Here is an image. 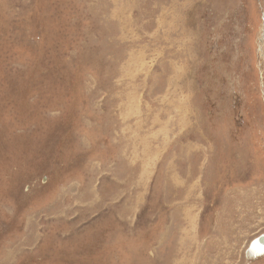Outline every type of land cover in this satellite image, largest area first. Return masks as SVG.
I'll list each match as a JSON object with an SVG mask.
<instances>
[{
    "label": "rangeland",
    "instance_id": "374dc122",
    "mask_svg": "<svg viewBox=\"0 0 264 264\" xmlns=\"http://www.w3.org/2000/svg\"><path fill=\"white\" fill-rule=\"evenodd\" d=\"M264 0H0V264H264Z\"/></svg>",
    "mask_w": 264,
    "mask_h": 264
},
{
    "label": "bare ground",
    "instance_id": "6f19581e",
    "mask_svg": "<svg viewBox=\"0 0 264 264\" xmlns=\"http://www.w3.org/2000/svg\"><path fill=\"white\" fill-rule=\"evenodd\" d=\"M249 247H250V251H254V252H258L260 250V253H263L264 252V236H259V238L253 240L250 244H249ZM252 252V253H254Z\"/></svg>",
    "mask_w": 264,
    "mask_h": 264
},
{
    "label": "water",
    "instance_id": "95a60500",
    "mask_svg": "<svg viewBox=\"0 0 264 264\" xmlns=\"http://www.w3.org/2000/svg\"><path fill=\"white\" fill-rule=\"evenodd\" d=\"M261 249H262V248H261ZM261 249H260V250H261ZM260 250H259V252H260Z\"/></svg>",
    "mask_w": 264,
    "mask_h": 264
},
{
    "label": "built area",
    "instance_id": "2783aa9c",
    "mask_svg": "<svg viewBox=\"0 0 264 264\" xmlns=\"http://www.w3.org/2000/svg\"><path fill=\"white\" fill-rule=\"evenodd\" d=\"M257 253H259V251Z\"/></svg>",
    "mask_w": 264,
    "mask_h": 264
}]
</instances>
